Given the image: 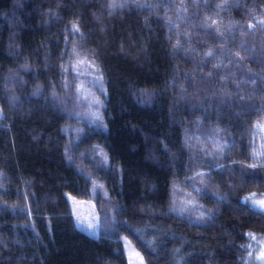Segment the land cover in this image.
<instances>
[{
	"label": "trees",
	"instance_id": "obj_1",
	"mask_svg": "<svg viewBox=\"0 0 264 264\" xmlns=\"http://www.w3.org/2000/svg\"><path fill=\"white\" fill-rule=\"evenodd\" d=\"M259 197L264 0H0V264H249Z\"/></svg>",
	"mask_w": 264,
	"mask_h": 264
},
{
	"label": "rangeland",
	"instance_id": "obj_2",
	"mask_svg": "<svg viewBox=\"0 0 264 264\" xmlns=\"http://www.w3.org/2000/svg\"><path fill=\"white\" fill-rule=\"evenodd\" d=\"M75 108L70 106V111ZM74 112V111H73ZM71 203L72 213L77 224V227L85 230L88 233H95L98 225V214L95 205L92 202H80L72 198ZM253 206L259 211L264 212V198L252 199ZM124 251L127 257L128 264H144L139 252L134 249L131 243L126 238H122ZM247 253V262L249 264H264V239L252 240Z\"/></svg>",
	"mask_w": 264,
	"mask_h": 264
}]
</instances>
